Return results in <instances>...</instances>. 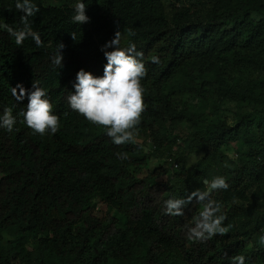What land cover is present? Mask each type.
Listing matches in <instances>:
<instances>
[{
	"label": "trees",
	"instance_id": "1",
	"mask_svg": "<svg viewBox=\"0 0 264 264\" xmlns=\"http://www.w3.org/2000/svg\"><path fill=\"white\" fill-rule=\"evenodd\" d=\"M45 1L33 0L40 11L30 18L44 47L31 38L19 47L0 27V105L12 106L14 115L26 110L27 97L16 101L10 88L22 84L31 91L36 80L47 89L61 120L55 135H34L19 116L11 133L0 128V264H232L237 255L251 264L255 254L263 252L259 238L253 244L255 253L245 245L257 232L264 235V85L256 93L252 81H224L234 94L228 99L263 108L237 113L234 126L223 120L200 126L195 113L174 111L190 124L181 143L168 125L174 115L169 89L175 83L195 91L189 79L175 75L197 66L195 62L212 65L220 54L231 53L249 64L264 59V49L254 47L264 43V22L249 21L256 4L264 14V0H236L222 9L220 0H82L91 18L82 25L71 19L76 2ZM211 2L214 7L208 10ZM22 15L15 0H0V25L21 27ZM117 30L125 37L122 47L135 43L137 51L144 52L148 70L142 81L147 107L137 135L149 137L148 153L176 163L171 173L165 161L139 176L148 161L142 145L114 144L105 128L91 124L68 104L81 69L103 75L107 60L101 45ZM72 31L77 42L69 35ZM58 42L66 45L63 67L52 64ZM152 55L159 56L158 64L148 59ZM256 126L259 135L253 132ZM231 140L244 148L234 160L224 149ZM117 152L129 158L120 160ZM190 153L199 157L186 166ZM166 173L165 180H158ZM217 175L226 177L230 186L209 199L221 205L218 214L226 215L225 226L234 227L207 242H190L187 230L203 204L194 200L183 216H172L165 214L164 201L204 191V180ZM237 225L241 229L236 237Z\"/></svg>",
	"mask_w": 264,
	"mask_h": 264
},
{
	"label": "clouds",
	"instance_id": "2",
	"mask_svg": "<svg viewBox=\"0 0 264 264\" xmlns=\"http://www.w3.org/2000/svg\"><path fill=\"white\" fill-rule=\"evenodd\" d=\"M15 9L23 12L20 17L21 27L13 28L10 24H3L9 35L15 38V44L22 47L24 42L31 38L37 47H44L40 34L32 28L31 17L39 13L40 8L33 0H15ZM11 11V9H9ZM87 6L82 0H77L72 16L73 24H85L90 22L86 14ZM255 15V14H253ZM135 36V32H129ZM72 40L77 42V33H69ZM122 33L117 30L114 38L101 46V51L107 60L103 75L96 76L90 71L81 69L76 76L74 84L75 92L68 96L70 108L83 116L91 124L102 126L107 130L106 134L116 145L136 143L138 126L141 123L142 114L146 111L144 100L145 88L143 79L147 76V68L144 60V52L137 51L135 43L121 46ZM66 48L63 42H58L56 52L52 56V64L63 67L64 56L62 50ZM109 49H113L109 51ZM152 63L160 62L159 56L152 55L148 58ZM12 96L20 102L25 97L28 99L26 110H21L14 115L12 106L3 107L0 113V128L11 133L17 124V116L22 117L21 123L31 129L32 133L45 136L49 133L55 135L61 127L60 116L54 114V105L49 99L47 89L42 88L38 81L33 82L32 90L29 91L22 84L10 88ZM66 115V113H65ZM120 160L128 159L126 152H117ZM171 169L173 160L168 158ZM176 164V163H175ZM206 190L196 189L186 198L167 199L164 201L165 214L183 216V209L194 200L203 204L194 226L187 230V240L190 242H207L217 234L224 236L234 227L229 223L225 226L226 215L218 214L221 205L215 200L209 199L214 191L227 190L229 183L227 178L221 175L214 176L210 181L204 180ZM259 243L264 245V235L259 237ZM232 264H245V256L232 257Z\"/></svg>",
	"mask_w": 264,
	"mask_h": 264
},
{
	"label": "rangeland",
	"instance_id": "3",
	"mask_svg": "<svg viewBox=\"0 0 264 264\" xmlns=\"http://www.w3.org/2000/svg\"><path fill=\"white\" fill-rule=\"evenodd\" d=\"M63 2H77V0H47L45 3L58 5ZM236 0H220L218 3L220 5L219 9H222L225 5L234 4ZM214 7V4L211 2L208 5V10ZM257 10H253L249 13V21L256 22L262 18L264 22V14H261L258 10L260 4L255 5ZM255 14V15H253ZM229 29L228 27H226ZM245 35V34H244ZM108 42V41H106ZM105 42V43H106ZM103 43L102 45H104ZM125 43V37L121 38V46ZM101 45V46H102ZM255 48H258V51H262L264 49V43L260 42L254 45ZM113 49H109L111 51ZM261 59L258 63L249 64L248 61L239 58L238 56H234L231 53L228 54H220L217 58H215L212 65L208 64L205 67V61L195 62L197 66H188L186 71L181 74H176L174 78H187L193 84V89L195 91H188L180 88L175 83H173V87L169 90L171 92V98L173 103V112L185 111L187 113H195L196 120L198 121L200 126L210 125L212 121L215 120H223L228 125L234 126L236 125V114L243 112H250L259 110L262 111L263 108L259 107V105H254L253 103H249L246 101H235L227 98L228 95H234L230 93L229 89L224 85V81H228L229 85L234 84H244L248 81H252L255 85V91L258 93L260 91L261 84L264 85V65L261 64ZM181 75V76H180ZM180 76V77H178ZM218 78L220 81L218 82ZM223 81V82H222ZM3 107L0 105V113H2ZM169 128L172 132V136L177 135L176 143H181V139L185 137L186 133L190 129V124L185 119H179L174 112L169 118L168 122ZM253 132L257 135L260 133V127L256 126L253 128ZM136 143L142 145V154L145 153L148 155L147 163L142 167V170L139 171V176H146L153 169L160 167L166 161L165 159L160 160L155 156L148 153L151 147V141L146 135H136ZM227 147V148H226ZM226 149L227 155L234 160V154L242 151L244 148L239 147L238 140L229 141L228 145L224 147ZM239 149V150H237ZM199 157V154L190 153L185 162L186 166H190L193 164ZM167 162V161H166ZM167 167L168 173H171V164L164 165ZM131 172H133L132 167H128ZM168 174H164L158 178V180H165ZM245 194L242 195L243 200H246ZM95 207H100V202L95 203ZM103 214V211L100 212V215ZM241 226L237 225L235 228L236 237L237 233L240 231ZM262 233V231H261ZM260 237V232H257L251 240H248L245 249L247 251H252L255 253L256 248L253 247V244L258 243V238ZM11 238V235H5V239ZM27 249H31L32 245L26 243ZM260 250L263 252H259V254H255V258L251 264H264V245L260 244ZM105 264H116L112 262H108ZM126 264H131V262H127Z\"/></svg>",
	"mask_w": 264,
	"mask_h": 264
},
{
	"label": "built area",
	"instance_id": "4",
	"mask_svg": "<svg viewBox=\"0 0 264 264\" xmlns=\"http://www.w3.org/2000/svg\"><path fill=\"white\" fill-rule=\"evenodd\" d=\"M176 166H177V165L174 163V164H173V167H176Z\"/></svg>",
	"mask_w": 264,
	"mask_h": 264
}]
</instances>
